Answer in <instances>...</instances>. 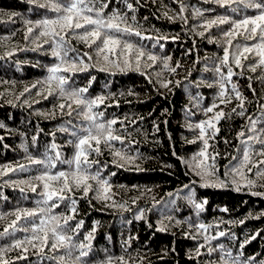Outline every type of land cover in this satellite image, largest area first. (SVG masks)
Returning a JSON list of instances; mask_svg holds the SVG:
<instances>
[{"label": "trees", "instance_id": "trees-1", "mask_svg": "<svg viewBox=\"0 0 264 264\" xmlns=\"http://www.w3.org/2000/svg\"><path fill=\"white\" fill-rule=\"evenodd\" d=\"M100 2H107L105 16L116 11L129 17L128 25L141 36L123 35L121 42H132L145 55L139 67L135 63L124 67L122 58L117 67L97 53L100 41L91 43L89 37L85 43L73 35V31L83 33L84 28L61 33L66 41L61 56L66 61L83 58L88 65L87 70L58 73L68 77L64 88H87L85 97H105L93 108V114L97 122L116 120L112 125L114 135L122 137L123 143L113 140L109 148L102 142V154L91 153V166H84L89 175L99 172L101 180H108L111 188L103 195L109 199L99 198L100 185L89 179L87 196L83 186L73 188L70 193L64 192L65 199L54 207L58 198L45 203L43 183L34 178L46 171H73L74 165L61 161L73 160L77 141L73 132L85 135L82 128L91 122L83 114L87 109L75 103L69 115L67 104L71 101L59 95L55 81L45 83L49 68L60 64L61 59L53 55L56 44L50 35L34 42L43 30L36 22L60 14L38 6L45 0H0V215L4 216L0 232L15 219L17 210L43 208L36 216L21 215L15 227L40 226L43 219L46 223L42 227L48 234L46 243L35 240L14 248L11 246L16 241L31 239L34 233L9 229L10 235L0 236V255L8 264H107L109 260L111 264H121L120 257L123 264H234V259L240 264H264V174L257 175L264 170V164L259 163L264 155L258 154L264 151V64L254 47L241 56L242 68L233 62L237 46L242 51L244 46L256 45L260 33L247 39L243 29H235L233 37L226 38L223 33L232 28L230 23L212 25L207 30L200 27L205 19L227 16L240 20L244 15H255L256 10L233 12L236 4L221 7L214 0H182V13L181 0H139V4L128 0L135 11L127 8L125 0H98L96 7ZM197 10L203 15L197 16ZM133 16L135 20L130 19ZM29 27L33 29L31 33H27ZM226 47L228 64L235 73L230 82L221 80L222 74L227 75V67L221 63ZM64 49L68 50L66 56ZM148 53L157 59L148 60ZM165 63L169 68L177 63L180 67L173 73L164 67ZM168 81V87L161 86ZM221 83L224 102L219 97ZM233 85L243 98V108ZM213 102L219 107L206 114ZM60 104L66 105L63 111ZM221 110L225 115L217 122L214 116ZM209 119H213L215 128L205 124V135L200 137L196 125ZM52 144L57 147L52 149ZM117 150L135 157L134 162L117 166L114 160L119 158L112 154ZM201 151L207 158L199 155ZM246 152L249 162H242L243 179L237 182V190L229 171ZM191 156L196 164L203 162L198 168L206 167V183L186 162ZM29 157H51L56 167L49 170L32 163ZM48 183L49 190L60 187V181ZM31 185H36L35 191ZM72 200L76 201L75 214ZM192 200L202 203V207L197 209ZM52 216L58 220L52 221ZM65 217H72L67 224ZM79 222L82 225L77 228ZM57 224L58 234L72 238L66 242L67 247H51L55 242L51 230ZM200 224L205 228L200 229ZM44 232L35 235L42 237ZM89 234L93 237L90 241L86 239ZM80 243L90 244V248L83 249L86 256H80ZM226 253H231V258ZM251 257L255 259L249 262Z\"/></svg>", "mask_w": 264, "mask_h": 264}, {"label": "snow or ice", "instance_id": "snow-or-ice-1", "mask_svg": "<svg viewBox=\"0 0 264 264\" xmlns=\"http://www.w3.org/2000/svg\"><path fill=\"white\" fill-rule=\"evenodd\" d=\"M35 2V0H33ZM98 0H45V3H41L38 6L41 8L48 7L53 12L59 13L60 15H57L54 19H44L41 21H37L36 24L38 27H42V31L38 33V36L34 38V42L36 39H38L40 36H51L55 40V50L53 52V55L60 57L61 63L57 64L51 68H49L50 75L48 76L45 83L51 85L53 81L57 83V87L59 89V95L61 97L67 98L71 103L67 104L68 108V114L71 115V106L72 103H75L78 106H83L87 109L86 113H83L85 118L91 122V124L88 127L82 128V131L85 133V135H79L76 132H73V135L77 136V141L74 143V148L76 149V152L74 153V157L72 161H61V163H69L70 165H74V170L71 172L66 171H58L56 173H51V171H46L45 173L36 176L34 179L41 181L43 183V195L47 197L45 203L48 201H51L53 197H57V203L53 206H59V201H62L65 199L63 196L64 192H72L73 188L79 189L81 186H83V193L84 196H87L88 191L91 188V185L87 184V181L89 179L95 180L98 185H100V189H102V192L98 190V197L103 199H109L110 197L103 195V193H107L110 191L111 186L108 183L107 179H100L99 172L96 174L89 175L87 167H84L87 165L88 167L91 166L90 162L88 161V156L91 153H95L97 156L101 155V148L100 145L103 142L106 147L111 148V141L113 140H119L121 143H123V138L117 135H114V130L112 128V125L117 123L116 120H111L107 122H97V115L93 114V108L95 106H98L99 104L103 103L105 100V97L99 96L96 98H87L83 94L87 92V88H79L76 90H66L64 88V85L67 83L68 77L63 75H58L60 72H68V71H77V70H87L88 65L84 63L83 58H80L79 60L73 59L71 61H66L63 56H61V50L63 49V45L66 43L65 36L61 35L62 32H64L66 29L74 30V29H81L84 28L83 33H76L73 31V35L77 36L79 39L84 41L85 43L89 42V37L92 38L91 43H96V41H100L99 44H97L96 51L98 54L102 55V58L105 62H110L115 64L117 67L120 66V61L122 58V63L124 67H131L133 63L137 67L140 65V60L142 57H144L145 53L142 48L136 47L132 42L130 41H122L123 35H136L141 36V33L139 31L134 30L130 25H128L127 21L129 17H127L126 14H121L119 12L113 11L109 15H104V9L107 8V2H100V6L96 7ZM137 4H139V0H136ZM215 3L219 4L221 7L229 6L236 4V7L232 8L233 12H239L244 11L246 9H254L256 10V14L253 16L244 15V17L240 20L231 19L227 16H218L213 19H205L203 23L200 25V27H204L205 30L210 28L212 25L217 24H228L230 23L232 25V28L229 30H226L223 33L224 37H233V33L235 29H243L244 33H246L247 39H252L254 35L259 31L260 33V42L257 43L254 46H244L242 51L240 50V46H237L236 51L233 53V62L236 65V67H241V56L243 53H249L253 51V47L256 50V54L260 57H262L260 63L264 64V0H214ZM125 3L127 5V8L131 11H135L133 8L132 3H129L128 0H125ZM185 10V5L183 4L182 0L180 2V12L182 13ZM211 11V10H209ZM90 13H94V15H89ZM197 16H202L203 12L197 10L196 11ZM181 19H185L183 16L180 17ZM130 19L135 20V16L131 17ZM27 24L33 23L32 21H26ZM85 25L91 26V27H85ZM123 25V26H122ZM57 26L59 30H57ZM33 29L29 27L27 29V33H31ZM203 35V33H200ZM58 37V39H57ZM27 39V34L25 36ZM147 39H152L151 37H144ZM166 39V37H161ZM47 42V41H45ZM91 43H89V47L91 46ZM226 43L230 46L231 40H226ZM41 47L43 45H40ZM133 50L135 51V54H133ZM67 49H64V55H67ZM11 55V53H9ZM84 56L88 57L89 60H91V56L88 55V53H84ZM110 56L114 57V59L110 60ZM131 57V59H130ZM246 58V57H245ZM147 59L151 61H155L157 59L156 55L152 53H148ZM166 60H170V57L165 58ZM229 52L228 48H225V54L223 56V59L221 63L224 64L225 67H227V75L224 76L221 75V80L227 79L229 82L231 81V77L235 74L233 72V68L229 66ZM80 65L78 68L77 65ZM165 68H169L168 63L164 64ZM180 67L179 63L175 67L169 68V70L173 73L176 72V69ZM102 71L104 69H101ZM123 70V68H121ZM217 73H220V69H216ZM242 74V73H241ZM171 83V81L168 82H162V87H168V84ZM35 87V85H33ZM224 85L221 83V92L219 93V97L221 98V102L223 101V98L225 96V91L223 90ZM234 92H236V98L240 100V107L243 108V98L236 89V86L233 85ZM27 91V89H26ZM228 102H231V97H228ZM65 104H60L59 108L61 111L65 109ZM219 107L218 104L213 102L211 106H209L205 113H211L215 108ZM235 111V109H233ZM242 114V113H241ZM225 113L223 110L215 113L214 120L219 121ZM205 124L209 128H215V124L213 122V119H209L206 122H202L196 125L197 128L200 129V137H203L205 135ZM0 127H3V125H0ZM218 131V129H216ZM240 135H244L243 133H240ZM35 140V138H34ZM94 141V145L93 142ZM264 143V141H261ZM203 144L205 148L208 145V140H203ZM87 146V147H85ZM52 149H55L57 146L55 144L51 145ZM114 157H118V160H114V163L117 164L119 167H123L125 164H131L134 162L135 157L131 155H125L121 151L117 150L113 153ZM259 155H264V151L258 153ZM201 157L206 156L205 151H201L199 153ZM60 153H56V159H59ZM32 163L34 164H42L47 169H53L56 167L55 160L51 157H46V160L41 159H32ZM83 158V159H82ZM195 159V157H194ZM212 159H215V156L212 157ZM120 161H123L121 163ZM244 164H247L249 162V154L246 152L243 157ZM95 162V161H93ZM203 162L201 161L200 164ZM260 164H264V160L259 161ZM200 164H197V167H200ZM257 166L258 165H255ZM21 168H24L23 165H20ZM243 167V165H241ZM14 170V169H9ZM203 171H206V167L202 169ZM237 173L241 176L243 179V173L239 171V169L236 170ZM3 174H7L6 172ZM114 174V173H113ZM198 175L201 173H197ZM264 174V170H260L257 172V175ZM48 181H60V187L56 190H49L50 185ZM71 181V184L69 183ZM251 183V181H249ZM32 191L36 190V185H31ZM239 189V184L237 183V190ZM23 191V189H22ZM73 204L72 213L75 214V204L76 201H71ZM192 203L197 209H200L202 207V203H198L195 200H192ZM120 207H124V205H119ZM44 209L40 208L38 210H28V209H19L17 210L13 215H15V219L8 224L3 232H0V236H3L5 234H11L9 232V229H12L13 232L16 230H24V231H32L34 235L31 237V239H27L26 241H16L15 244H13L11 247L14 248H21L22 244L32 243V241L40 240L42 243H46L48 240V234L47 232H44V228L42 227L46 221L41 219L39 222L40 226L36 227H23L21 229H16L17 222L21 219V215L24 217H30V216H36L40 212H43ZM72 217H65L64 223L67 224L68 220ZM0 219H4L3 215H0ZM52 221H57L58 217L52 216L50 218ZM82 225V222H79L76 227H80ZM59 227V224H57L55 227L52 228V233L55 239V242L51 245L52 248H57L58 245L63 244L65 247L68 246V243L71 241V237L64 235V234H58L56 231V228ZM200 229H204L205 226L203 224L199 225ZM161 231L165 230L163 228L160 229ZM36 232H44V235L37 236L35 235ZM220 235H224V233H220ZM93 237L91 234H89L86 239L91 240ZM254 238V237H253ZM205 239L207 240L208 237L205 236ZM37 245L33 244V247H36ZM77 247L81 250L80 256H86L87 252L83 251L84 248L89 247V245H85L83 243H80L77 245ZM23 251H27L26 248L23 249ZM212 251L211 249L209 250ZM197 255H199V250H197ZM226 255L231 258V253H226ZM79 259V258H77ZM121 260V264H123V257L119 258ZM254 257L249 258V262L251 260H254ZM0 264H8L7 260H4L2 255H0ZM107 264H111V260L107 261ZM227 264V262H226ZM234 264H240L238 259H234ZM247 264V262H246Z\"/></svg>", "mask_w": 264, "mask_h": 264}, {"label": "rangeland", "instance_id": "rangeland-1", "mask_svg": "<svg viewBox=\"0 0 264 264\" xmlns=\"http://www.w3.org/2000/svg\"><path fill=\"white\" fill-rule=\"evenodd\" d=\"M186 162L189 164L190 168L192 169V171L194 172V174L198 175L197 173H201L198 175V177L200 178L201 181L203 182H207L209 181L208 179V173L206 171L201 170L200 168L197 167L196 161H194V157H188L186 159ZM243 162V158L239 157L236 160V163L233 165L234 167L229 171V179L232 182H240L241 181V176L237 173V169H239V171L242 173L243 167H241ZM189 193L191 192L190 189L187 190Z\"/></svg>", "mask_w": 264, "mask_h": 264}]
</instances>
